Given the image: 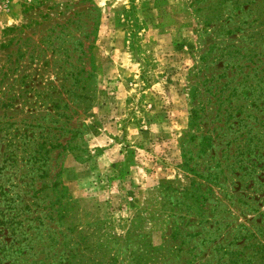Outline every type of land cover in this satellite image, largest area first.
<instances>
[{
	"label": "rangeland",
	"instance_id": "obj_1",
	"mask_svg": "<svg viewBox=\"0 0 264 264\" xmlns=\"http://www.w3.org/2000/svg\"><path fill=\"white\" fill-rule=\"evenodd\" d=\"M0 264H264V0H0Z\"/></svg>",
	"mask_w": 264,
	"mask_h": 264
},
{
	"label": "trees",
	"instance_id": "obj_2",
	"mask_svg": "<svg viewBox=\"0 0 264 264\" xmlns=\"http://www.w3.org/2000/svg\"><path fill=\"white\" fill-rule=\"evenodd\" d=\"M134 9V8H133ZM131 12H133V10H129L127 13H131ZM93 33V32H92ZM92 33H87L86 34V36H87V38H90V36L92 35ZM92 71V70H91ZM88 76L90 77V78H92V73L91 72H89L88 73ZM88 80V79H87ZM90 107V106H89ZM88 107V108H89Z\"/></svg>",
	"mask_w": 264,
	"mask_h": 264
}]
</instances>
